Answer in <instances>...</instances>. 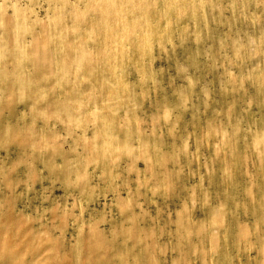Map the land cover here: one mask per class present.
I'll return each mask as SVG.
<instances>
[{
	"label": "rangeland",
	"instance_id": "1",
	"mask_svg": "<svg viewBox=\"0 0 264 264\" xmlns=\"http://www.w3.org/2000/svg\"><path fill=\"white\" fill-rule=\"evenodd\" d=\"M0 264H264V0H0Z\"/></svg>",
	"mask_w": 264,
	"mask_h": 264
}]
</instances>
